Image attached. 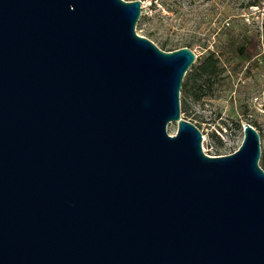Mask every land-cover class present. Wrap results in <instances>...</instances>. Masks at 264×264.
<instances>
[{
	"label": "water",
	"instance_id": "obj_1",
	"mask_svg": "<svg viewBox=\"0 0 264 264\" xmlns=\"http://www.w3.org/2000/svg\"><path fill=\"white\" fill-rule=\"evenodd\" d=\"M140 14L0 0V264H264L259 131L206 153L181 116L197 54Z\"/></svg>",
	"mask_w": 264,
	"mask_h": 264
},
{
	"label": "rangeland",
	"instance_id": "obj_2",
	"mask_svg": "<svg viewBox=\"0 0 264 264\" xmlns=\"http://www.w3.org/2000/svg\"><path fill=\"white\" fill-rule=\"evenodd\" d=\"M248 1L141 0V14L135 28L137 33L147 36L165 50L189 44L198 55L197 64L206 52V46L214 44L220 33V8L228 7L232 14L238 16L234 19L242 18L248 34L259 30L260 52L255 54L250 49L251 62L257 61L255 66L247 63L248 57H242L240 48H233V60L245 59V70L249 69V74L244 73V69L236 74L225 70L210 89L200 90H207L209 94L203 93L199 99L191 94L185 95L181 86L180 103L181 116L195 123L204 135L202 149L208 154L232 152L243 138L242 121L254 125L260 134L258 162L264 169V0L255 5H244ZM190 72H185L182 82L191 77ZM243 108H246L244 113ZM221 122L227 125L226 129L215 131ZM176 129V121L168 123L170 134Z\"/></svg>",
	"mask_w": 264,
	"mask_h": 264
},
{
	"label": "trees",
	"instance_id": "obj_3",
	"mask_svg": "<svg viewBox=\"0 0 264 264\" xmlns=\"http://www.w3.org/2000/svg\"><path fill=\"white\" fill-rule=\"evenodd\" d=\"M258 2L259 0H250L244 5H255ZM219 14L221 23H219L220 33L217 36V40L214 41V44L206 46V52L201 56L198 64L195 62L198 59V55L196 56L195 61L187 69V71H191V77L186 78L181 85L182 92L185 95L191 94L195 99H199L203 93L209 94L207 90L218 80V75L225 70L236 74L244 69V73H249V69L245 70L246 60L243 58L246 56L248 57L247 63L248 61L251 62L253 57L250 49L255 54L260 52L259 30L248 34L245 22L241 21L242 18L234 19V17L238 16L232 14L228 7L220 8ZM183 45L189 46L187 43ZM233 48H240L243 58L241 57L234 61L235 53ZM256 64V60L251 62L252 66ZM204 88L207 90L200 92ZM244 112H246V108L242 109V113ZM226 126L224 122H221L217 124L215 131H223ZM213 135L217 137L215 132H213ZM262 160H264V157Z\"/></svg>",
	"mask_w": 264,
	"mask_h": 264
},
{
	"label": "built area",
	"instance_id": "obj_4",
	"mask_svg": "<svg viewBox=\"0 0 264 264\" xmlns=\"http://www.w3.org/2000/svg\"><path fill=\"white\" fill-rule=\"evenodd\" d=\"M204 137V135L202 134V138Z\"/></svg>",
	"mask_w": 264,
	"mask_h": 264
},
{
	"label": "flooded vegetation",
	"instance_id": "obj_5",
	"mask_svg": "<svg viewBox=\"0 0 264 264\" xmlns=\"http://www.w3.org/2000/svg\"><path fill=\"white\" fill-rule=\"evenodd\" d=\"M248 63H249V61H248ZM249 74V73H248Z\"/></svg>",
	"mask_w": 264,
	"mask_h": 264
}]
</instances>
